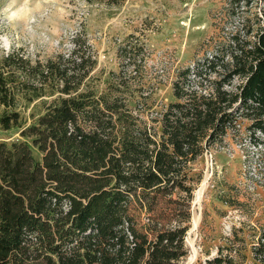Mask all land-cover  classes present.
Segmentation results:
<instances>
[{"label":"trees","instance_id":"trees-1","mask_svg":"<svg viewBox=\"0 0 264 264\" xmlns=\"http://www.w3.org/2000/svg\"><path fill=\"white\" fill-rule=\"evenodd\" d=\"M233 13L213 20L149 122L120 67L94 73L83 30L42 60L0 54V130L19 136L0 140V264H181L192 163L238 119L264 134V8L225 25ZM20 97L37 101L27 121ZM261 227L249 260L243 246L203 264H264Z\"/></svg>","mask_w":264,"mask_h":264},{"label":"rangeland","instance_id":"rangeland-1","mask_svg":"<svg viewBox=\"0 0 264 264\" xmlns=\"http://www.w3.org/2000/svg\"><path fill=\"white\" fill-rule=\"evenodd\" d=\"M86 4L68 19L75 29L66 34L67 47L62 42L56 52L66 53L70 35L83 30L95 52L94 73L117 71L120 67L133 94L146 96L150 103L141 115L148 122L155 115L153 110L172 98L170 85L178 69L191 64L198 45L214 35L217 29L213 20L218 22L227 11L234 12L225 23L233 26L240 16L260 13L264 8V0H123L119 6L98 1ZM123 45L124 51L120 49ZM10 51L27 60L52 55L29 53L22 41ZM190 80L193 83L195 79ZM239 82L234 78L226 88ZM33 103L37 101L26 104L23 97L16 102L26 121ZM14 138H19L17 130H0V140ZM192 166L201 174L191 191L189 226L184 237L187 254L181 264H203L219 249L225 254L243 246L249 260L250 245L264 227V134L249 128L248 120L238 119V124L221 139L204 148ZM205 178L199 205L194 207L195 192ZM193 215L199 218L191 230Z\"/></svg>","mask_w":264,"mask_h":264},{"label":"clouds","instance_id":"clouds-1","mask_svg":"<svg viewBox=\"0 0 264 264\" xmlns=\"http://www.w3.org/2000/svg\"><path fill=\"white\" fill-rule=\"evenodd\" d=\"M86 7V0H0V53L22 41L29 53L54 54L75 29L68 19Z\"/></svg>","mask_w":264,"mask_h":264},{"label":"bare ground","instance_id":"bare-ground-1","mask_svg":"<svg viewBox=\"0 0 264 264\" xmlns=\"http://www.w3.org/2000/svg\"><path fill=\"white\" fill-rule=\"evenodd\" d=\"M205 183H206V178L202 181V184H201L200 188L195 192L196 204L193 203L194 207H195V205H199L198 202H199V200H200V198L202 196L203 188L205 186ZM198 218H199V216L193 215V217H192V229L191 230H193L195 228V226H196V224L198 222Z\"/></svg>","mask_w":264,"mask_h":264}]
</instances>
